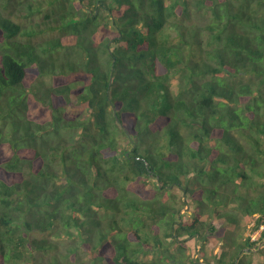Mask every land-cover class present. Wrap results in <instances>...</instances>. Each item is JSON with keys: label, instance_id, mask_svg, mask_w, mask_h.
<instances>
[{"label": "trees", "instance_id": "16d2710c", "mask_svg": "<svg viewBox=\"0 0 264 264\" xmlns=\"http://www.w3.org/2000/svg\"><path fill=\"white\" fill-rule=\"evenodd\" d=\"M263 224L264 0H0V264H253Z\"/></svg>", "mask_w": 264, "mask_h": 264}, {"label": "rangeland", "instance_id": "374dc122", "mask_svg": "<svg viewBox=\"0 0 264 264\" xmlns=\"http://www.w3.org/2000/svg\"><path fill=\"white\" fill-rule=\"evenodd\" d=\"M182 81H183V78H182V75L180 74V73H178V74H175V77H174V79H173V90L175 91V92H177L178 91V89H179V87H180V83H182ZM143 190H144V193H148V192H150V187H149V185H146V186H144V188H143ZM178 194H179V192H177ZM150 194V193H149ZM183 213H185V215L186 216H189L190 214L187 212V210L186 209H184V210H182V214ZM251 227V225H248L247 227H246V229H244L243 230V235L245 236V237H248L250 234H252L251 232H250V228ZM194 242L195 241H189V243H190V245H193L194 244ZM220 247H221V242H219V243H217V244H213V243H209V244H207V249L208 250H213V254H218L219 252H220ZM263 247V250H264V246H262ZM213 248V249H212ZM259 251H255V254H253L252 256H250L249 257V259L252 261V263L253 264H262L263 262H264V253H261V254H259L258 253ZM191 255H192V253H190ZM197 256V254H195V257ZM151 257H152V255L151 254H149L147 257H146V259H151Z\"/></svg>", "mask_w": 264, "mask_h": 264}, {"label": "built area", "instance_id": "2783aa9c", "mask_svg": "<svg viewBox=\"0 0 264 264\" xmlns=\"http://www.w3.org/2000/svg\"><path fill=\"white\" fill-rule=\"evenodd\" d=\"M263 230H264V224L261 225V227H260L259 230H257L253 234H251L252 240H257L260 237V235H261V233H262Z\"/></svg>", "mask_w": 264, "mask_h": 264}]
</instances>
